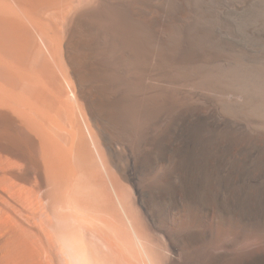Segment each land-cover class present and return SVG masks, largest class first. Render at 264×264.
Wrapping results in <instances>:
<instances>
[{"label": "bare ground", "instance_id": "6f19581e", "mask_svg": "<svg viewBox=\"0 0 264 264\" xmlns=\"http://www.w3.org/2000/svg\"><path fill=\"white\" fill-rule=\"evenodd\" d=\"M258 11L255 0H0V264H264V246L193 254L206 239L195 226L231 241L264 233V209L234 199L247 162L264 195ZM106 175L137 212L111 177L114 203L100 208Z\"/></svg>", "mask_w": 264, "mask_h": 264}, {"label": "rangeland", "instance_id": "374dc122", "mask_svg": "<svg viewBox=\"0 0 264 264\" xmlns=\"http://www.w3.org/2000/svg\"><path fill=\"white\" fill-rule=\"evenodd\" d=\"M255 2L258 5V9H259V11L257 13V16H256L257 22L259 24L258 27H257L256 33H257V36L264 41V0H255ZM106 177L105 178L104 177H97L96 180L94 181V186L95 187H97L98 185L100 186L102 184L101 182H103L102 179H104L106 182H108V185L106 183L105 184L106 186H103V188L106 190L107 189L106 187H109L107 189V191H106L107 192L106 194H108V193H110V192H108V190L111 191V193H112V190L113 189L110 190V187H112V186H110L111 185V180L113 182H115V179L113 177H111V175H109V177L106 175ZM110 177L112 178L111 180H110ZM251 177H252L251 165L248 162L247 163H244L242 174H241L240 177H237V182H235L234 184L236 186H238L241 189V191H246V192L245 193L239 192V194L236 195V197H234V199H235V202L238 205H240L241 207H243L246 210H249L248 212H252V211L255 212L254 207H255V204L256 203H257V205H256L257 208L264 209V195L262 196V198L260 200L254 195V192L253 191H255V188H256L257 185L254 184V183H252V182H248L247 181ZM107 179H109V181ZM104 182H103V185H104ZM117 183H118V187L116 189L120 188L119 191H118L119 194H120V192L122 194L125 193L124 194L125 196L123 195L124 197L122 196V194H121V196L123 198L126 197L125 200H127V203H129L128 204L129 205V209H130V207L132 205V207H131L130 210H132L134 212H137L136 210H138V207H133L134 205L132 204V198H130L131 197V193H129V190H127L128 188L126 187L127 189H125L124 188L125 186L123 184L121 185V183H119L117 181L114 184L117 186ZM221 189H222V185L219 184L218 185V189L215 190L211 194V199L212 200H214L216 202L220 201V199H221V197H220V190ZM113 193H114V190H113ZM113 193L110 194L111 196H107V197L104 196V195H102L103 196L102 203L105 204V205H101L100 206L98 204L97 207L99 208V206H100V208L102 210H104V207L105 208L108 207L109 203L111 205V203L115 200L114 199L115 197L112 199V197L115 196V193L114 194ZM104 197H105V200L106 201L104 200ZM130 200H131V203H130ZM102 203L100 201V204H102ZM170 206L171 205H169V203L168 204L165 203L163 207H160L162 209L161 211L163 212L164 215L167 214V213H169V215H167L169 217L172 216L171 213L175 214L174 216H172L173 218L172 217L171 218L173 219V221H176L173 224L176 225L178 223V226H179V224H181V222L179 220L181 217H179V215L176 213V209H173L174 208L173 206H171V208H170ZM132 208H134V210ZM263 217H264V213H263ZM141 220L143 221V224H141L142 221H140V220H139L138 224L140 223L139 225L142 226V228L141 227L140 228L143 231L142 233L145 236L144 238H145L147 244L151 246V249H152L153 253L155 254V256L156 257L159 256V258H157V259H161V260L162 259H167V258L169 259L170 256H172V253L170 252V249L168 247L169 244H168V241L165 238V236L162 233H159L158 231L156 232V230L154 231V228L151 226V224L148 222V220H143V219H141ZM201 226H203V225H201ZM201 226L200 225L199 226H195V229L194 230L198 231V234H203V235L206 234V235H204L206 239L202 243L198 242L199 245L197 244V242L194 244V246H193V252L194 253L193 254L196 257L199 256L201 253H203L205 251H210V250H213L215 252L224 251L225 250V247L229 248L230 250L233 249L232 251H241V250L242 251H245L250 246H253L255 248H259V247H263L264 246V233L261 234V235L260 234H257L256 232H254L253 229H252L253 231L251 230V232L248 235H246V237L244 239H242L241 241H231V239L228 236H227L228 239L225 237L226 235H222L223 238H222V236H219V235L218 236H214V235L209 236L207 234V232L204 230L205 227L204 226L201 227ZM198 228H199V230H198ZM179 229H183V227L180 225L179 226ZM185 229L186 228H184V230ZM202 230H203V232H202ZM200 232H202V233H200ZM217 237H219V238L221 237V238L219 239ZM223 241L225 243H227V244H225ZM167 247H168V249H166ZM168 252H170L171 254L168 253ZM178 256L179 255H176V257H178Z\"/></svg>", "mask_w": 264, "mask_h": 264}]
</instances>
